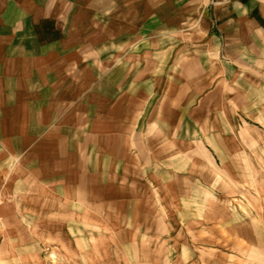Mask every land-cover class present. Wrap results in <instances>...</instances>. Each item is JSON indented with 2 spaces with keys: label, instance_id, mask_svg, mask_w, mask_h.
I'll return each mask as SVG.
<instances>
[{
  "label": "rangeland",
  "instance_id": "374dc122",
  "mask_svg": "<svg viewBox=\"0 0 264 264\" xmlns=\"http://www.w3.org/2000/svg\"><path fill=\"white\" fill-rule=\"evenodd\" d=\"M253 2L254 11L260 10L257 0ZM202 10L198 23H183L171 38L175 61L182 55L207 54L205 84L191 80L185 92L174 94L173 112L166 113L173 126L168 122L159 127L158 138L143 126L140 145L127 142L134 115L127 118L123 107L117 109L121 96L116 95L110 123L119 125L105 130L118 131L125 141L119 148L129 158H97L101 153L96 141L103 128L94 126V159H0V264H71L57 249L55 222L28 206L32 188L58 194L63 189L89 192L94 221L103 219L94 205L101 202L111 231L137 235L144 248L138 256L140 264H264V248L258 244L264 235V8L253 15L261 30L240 32L244 47L227 43L215 49L209 43L218 33L213 29L214 16L206 7ZM229 17L223 12L222 23ZM199 25L202 32L196 31ZM232 34L227 27L222 30L223 41L230 42ZM157 53L162 56V49L157 48ZM214 62L222 70L216 76ZM230 63L234 75L226 82L223 71ZM162 82L153 97L158 102ZM228 84L233 89L230 94L225 92ZM203 88L211 92L203 94ZM163 97L170 99V95ZM155 101L143 104L137 129L150 122ZM94 114L96 121L101 110L95 109ZM114 134L106 143L111 149L117 147L112 143ZM49 161L52 165L37 167ZM68 176L73 179L70 185L65 182ZM34 197L39 203L47 201L42 194ZM94 227L93 222L88 230L98 232ZM124 259L126 264H139L133 255Z\"/></svg>",
  "mask_w": 264,
  "mask_h": 264
},
{
  "label": "crops",
  "instance_id": "0c3cea01",
  "mask_svg": "<svg viewBox=\"0 0 264 264\" xmlns=\"http://www.w3.org/2000/svg\"><path fill=\"white\" fill-rule=\"evenodd\" d=\"M257 2L259 12L254 11L253 0H0V159H94V126L103 128L101 139L96 141L101 153L97 158H129L119 148L125 141L118 137V131L105 130L119 125L110 123L114 96H121L117 109L123 107L125 117L134 115L129 116L134 127L132 137L126 140L129 144L140 145L143 126L158 138V128L168 126L166 113L173 112L174 94L185 92L191 80L204 85L208 74L207 54L173 60L172 35L183 29V23H198L206 7L213 13V29L218 32L209 39L213 48L227 43L244 47L240 32L261 30L253 15L263 13L264 0ZM223 12L230 16L225 24ZM244 19L248 23L242 22ZM226 27L233 32L230 42L222 39ZM202 29L199 25L196 31ZM157 48L162 49V56ZM214 64L216 76L222 70ZM233 67L230 63L224 68L226 82L233 78ZM163 80L158 102L153 97ZM228 87L226 94L233 91ZM204 90L211 92L203 88V94ZM148 100L150 104L158 102L156 111L149 123L137 129L138 114ZM95 109L101 110L96 121ZM111 134L115 149L106 145ZM50 164L38 163L37 167ZM42 172L36 171V175ZM71 177L65 178L66 185L73 182ZM63 190L58 194L32 188L27 201L55 222L57 249L71 264H126L124 256L128 254L139 263L144 248L136 234L111 231L101 202L94 205L103 219L94 221L89 192ZM35 194L44 195L47 201L39 203ZM93 222L96 233L88 230ZM258 244L264 248L263 234Z\"/></svg>",
  "mask_w": 264,
  "mask_h": 264
}]
</instances>
